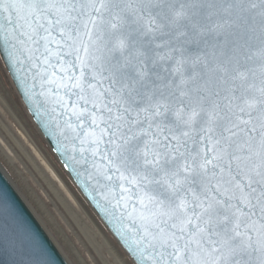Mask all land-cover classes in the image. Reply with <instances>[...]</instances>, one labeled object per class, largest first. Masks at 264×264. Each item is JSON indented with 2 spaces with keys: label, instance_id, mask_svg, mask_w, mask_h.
<instances>
[{
  "label": "snow or ice",
  "instance_id": "snow-or-ice-1",
  "mask_svg": "<svg viewBox=\"0 0 264 264\" xmlns=\"http://www.w3.org/2000/svg\"><path fill=\"white\" fill-rule=\"evenodd\" d=\"M0 34L136 214L138 264H264V0H0Z\"/></svg>",
  "mask_w": 264,
  "mask_h": 264
},
{
  "label": "rangeland",
  "instance_id": "rangeland-1",
  "mask_svg": "<svg viewBox=\"0 0 264 264\" xmlns=\"http://www.w3.org/2000/svg\"><path fill=\"white\" fill-rule=\"evenodd\" d=\"M0 169L68 264H136L50 147L1 55Z\"/></svg>",
  "mask_w": 264,
  "mask_h": 264
},
{
  "label": "water",
  "instance_id": "water-1",
  "mask_svg": "<svg viewBox=\"0 0 264 264\" xmlns=\"http://www.w3.org/2000/svg\"><path fill=\"white\" fill-rule=\"evenodd\" d=\"M12 44H16L18 50L10 56L13 49L5 44L0 34V55L33 120L93 209L138 264L130 238L121 235L126 226H135L133 221L138 225L136 214L131 207L125 206L118 188L110 191L103 180L98 183L91 164L83 163L80 153L73 152L72 132L64 127L66 117L60 114L54 95H51L55 86L42 79L45 71L43 60H26L28 53L24 49L31 47L30 44L21 45L15 39ZM36 56L39 57V53ZM41 92L48 95L42 96ZM73 156L75 159L71 158ZM97 161L103 164L99 158ZM0 208L3 209L0 217V264H68L1 169Z\"/></svg>",
  "mask_w": 264,
  "mask_h": 264
}]
</instances>
